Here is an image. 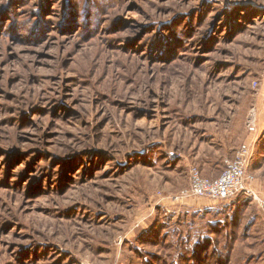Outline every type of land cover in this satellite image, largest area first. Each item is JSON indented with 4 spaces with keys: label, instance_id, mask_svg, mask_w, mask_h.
<instances>
[{
    "label": "rangeland",
    "instance_id": "obj_1",
    "mask_svg": "<svg viewBox=\"0 0 264 264\" xmlns=\"http://www.w3.org/2000/svg\"><path fill=\"white\" fill-rule=\"evenodd\" d=\"M245 144L204 264H264V0H0V264H194Z\"/></svg>",
    "mask_w": 264,
    "mask_h": 264
},
{
    "label": "built area",
    "instance_id": "obj_2",
    "mask_svg": "<svg viewBox=\"0 0 264 264\" xmlns=\"http://www.w3.org/2000/svg\"><path fill=\"white\" fill-rule=\"evenodd\" d=\"M251 130L255 127L251 125ZM251 148L245 144L240 147L233 158L225 160L222 174L215 179L204 177L198 168L190 171V184L174 197L173 200L206 198L213 201H227L240 195L257 198L248 184L251 178L247 173L250 162Z\"/></svg>",
    "mask_w": 264,
    "mask_h": 264
},
{
    "label": "trees",
    "instance_id": "obj_3",
    "mask_svg": "<svg viewBox=\"0 0 264 264\" xmlns=\"http://www.w3.org/2000/svg\"><path fill=\"white\" fill-rule=\"evenodd\" d=\"M238 197H236L234 200L232 199V201L238 202V203L235 202V208H234V212L232 214L226 213L224 219H222L220 221H219V217L217 219L213 220V222H211L213 224L212 230H209L211 228V225H210L208 230H206L204 232L203 236L197 237V239L191 240V242L189 241V245L187 243H185L184 249L189 251L188 255H189V257L193 258L194 264H195V261H197V258H199L200 264H204V262H206L208 260V256H210V255H216L215 261L220 263V261L223 260L224 256H226V255L228 256L230 254V252H231L230 244H231V241L234 237V234L231 233V231L233 230V229L231 230V228H233L237 222V219H235V216H236L235 214H236L237 209L239 207H241V206H239V204L241 202H243L240 199L241 195ZM224 213H225V211L223 212V214ZM224 227H225V229H224ZM227 229H230V233L228 234L229 238H227L226 243H224L222 245V249H216L217 238L221 237V235ZM196 235H193V236L196 237ZM188 246H190V247H188Z\"/></svg>",
    "mask_w": 264,
    "mask_h": 264
},
{
    "label": "crops",
    "instance_id": "obj_4",
    "mask_svg": "<svg viewBox=\"0 0 264 264\" xmlns=\"http://www.w3.org/2000/svg\"><path fill=\"white\" fill-rule=\"evenodd\" d=\"M196 199H199V200H202V201H206V200H208V201H211L210 203H219V202H217V201H213V200H210V199H206V198H196ZM234 200V199H233ZM235 202L236 201H230L229 203L231 204L230 206H229V208L231 207V208H233L234 209V207H235ZM207 203V202H206ZM229 203H227V204H229ZM236 203H238V202H236Z\"/></svg>",
    "mask_w": 264,
    "mask_h": 264
}]
</instances>
